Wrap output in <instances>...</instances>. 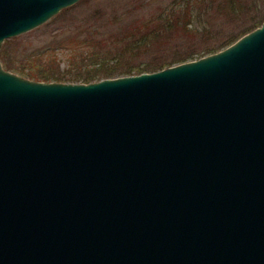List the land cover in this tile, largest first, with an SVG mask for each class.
I'll return each mask as SVG.
<instances>
[{
  "label": "water",
  "instance_id": "obj_1",
  "mask_svg": "<svg viewBox=\"0 0 264 264\" xmlns=\"http://www.w3.org/2000/svg\"><path fill=\"white\" fill-rule=\"evenodd\" d=\"M80 1L0 0V51ZM0 264H264V23L89 84L0 59Z\"/></svg>",
  "mask_w": 264,
  "mask_h": 264
},
{
  "label": "trees",
  "instance_id": "obj_2",
  "mask_svg": "<svg viewBox=\"0 0 264 264\" xmlns=\"http://www.w3.org/2000/svg\"><path fill=\"white\" fill-rule=\"evenodd\" d=\"M249 10L253 11V5L247 0H174L169 12L160 11L158 17L144 21L140 27L126 26V29L117 31L110 29L111 25L115 26V18L107 19L105 14L98 15L100 12H96V17L82 21L75 32L82 34L56 38L54 49L45 46L26 53L15 66L12 51L5 46L0 58L7 71L48 84H89L104 79L154 73L215 54L254 31L264 22V10L255 12L241 29L230 34L220 45L213 43L196 52L193 50L198 44L179 47L181 37L212 40L220 28L215 24L219 18H224V22L230 19V22ZM60 47L70 50L68 69H62L59 63L61 60L57 56V49Z\"/></svg>",
  "mask_w": 264,
  "mask_h": 264
},
{
  "label": "rangeland",
  "instance_id": "obj_3",
  "mask_svg": "<svg viewBox=\"0 0 264 264\" xmlns=\"http://www.w3.org/2000/svg\"><path fill=\"white\" fill-rule=\"evenodd\" d=\"M173 1L174 0H81L76 5L69 7L66 10H61L58 15L54 16L44 25L20 36L6 39L2 44L0 55L3 48L6 46L10 52L12 51V60L15 62L14 65L16 66L21 62L26 53L29 54L32 51H37L45 46H51L54 49L55 45H57L56 38L65 39L66 36H70L71 34H74L75 36L78 35V33L82 34L80 32H75L82 25V21L91 17H96V12H100L98 15L105 14L107 19L115 18V26L111 25L110 29L117 31L126 29V26L132 27L134 25H139L140 27L142 25L141 23L144 21L158 17L157 15L160 11L169 12ZM247 3L253 5V11H246L241 14L238 19L230 22V19L224 22V18H219L215 22L220 28H218L217 36L212 38V40L206 41V39L209 38L203 37L194 38L193 40H190L191 38L185 39L181 37L179 47L198 44L196 45L197 48L193 50L196 52L198 50H204V47L208 45L211 46L213 43L215 45L224 43L227 37L230 34H235L236 31L241 29L255 12L264 10V0H247ZM119 21H121V23L118 25ZM156 24L157 23L155 22L154 25ZM55 35L57 36L55 37ZM178 39L179 38H175V40ZM174 49H176V47H174ZM57 56L59 60H61L59 63L62 69H68L70 65L68 62L70 59L69 48L60 47L57 49ZM18 76L23 77L21 75ZM23 78L29 79L28 77Z\"/></svg>",
  "mask_w": 264,
  "mask_h": 264
}]
</instances>
